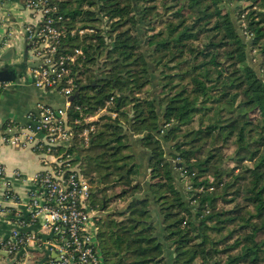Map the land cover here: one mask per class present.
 I'll use <instances>...</instances> for the list:
<instances>
[{"label":"trees","instance_id":"16d2710c","mask_svg":"<svg viewBox=\"0 0 264 264\" xmlns=\"http://www.w3.org/2000/svg\"><path fill=\"white\" fill-rule=\"evenodd\" d=\"M48 4L67 31L58 53L81 51L69 67L74 137L53 154L72 157L87 209L106 213L95 220L102 263L264 264V0ZM83 29L93 32L70 35ZM129 131L148 156L142 198Z\"/></svg>","mask_w":264,"mask_h":264},{"label":"built area","instance_id":"2783aa9c","mask_svg":"<svg viewBox=\"0 0 264 264\" xmlns=\"http://www.w3.org/2000/svg\"><path fill=\"white\" fill-rule=\"evenodd\" d=\"M22 7L41 20L35 25L25 27L29 42L30 55L36 68L29 70L26 77L37 89L58 90L68 98L74 93V82L69 77L70 65L74 63L75 55H81V51L75 49L72 55L62 56L58 52L60 41L67 31L55 25V20L50 13L55 11L50 7L48 0H20ZM60 20V17H58ZM92 30L71 31L70 35L77 32L82 35ZM11 32L7 31L2 45L6 47L11 41ZM71 103L66 100L64 108L53 109L48 106H39V118L32 128H22L18 125L9 126L15 132L6 134L0 132V151L4 146L26 147L33 145L36 149L44 151V154L54 157L55 163L42 172L31 176L21 175L14 171L13 175L20 181L30 184L28 189L29 206L33 215L43 214L42 228H49L60 234V242L56 246L57 259L49 261V264H101L99 250L96 244L97 227L95 223V211L87 209L89 198V183L76 166L71 162L69 155L55 156L56 147H68L73 140V130L68 125L66 109ZM96 116L86 118L87 122L93 121ZM75 124L78 121L74 122ZM90 129H84L82 135L86 137ZM45 164H47L45 162ZM5 168L0 164V211L7 205H15L20 197L6 182ZM11 240V241H9ZM29 240L35 237H26L13 230L10 239L1 243V248H8L15 253ZM3 246V247H2Z\"/></svg>","mask_w":264,"mask_h":264},{"label":"crops","instance_id":"0c3cea01","mask_svg":"<svg viewBox=\"0 0 264 264\" xmlns=\"http://www.w3.org/2000/svg\"><path fill=\"white\" fill-rule=\"evenodd\" d=\"M0 17V67H10L16 72L14 80L0 84V132L12 134L15 131L11 130L7 124L32 128L39 118L40 105L53 109L64 108L67 98H64L58 90L37 89L31 83V79L26 77L32 69L30 66L35 63L30 55L27 33L24 29L28 25L39 23L41 18L25 10L20 0L0 1ZM7 31H12L11 41L4 47L2 41ZM127 134L128 144L139 171L138 182L141 192L136 196L142 198L149 194L148 156L141 147V136L134 135L130 131ZM53 163H55L53 156L44 154V151L36 149L33 145L26 147L7 145L1 148L0 164L5 168L6 182L20 197V201L15 205L7 204L0 211V244L10 239L13 230L36 239V241L29 240L15 253H11L9 258H16L14 264H49V261L56 260L58 257L56 246L60 242V234L49 228H42L43 222L40 220V214L33 215L32 208L29 206L28 189L33 187L13 175L14 171H18L21 175L31 176L46 170ZM119 203L125 204L126 201L124 199ZM120 206L124 205L120 204ZM105 215V212H95L93 217L103 219ZM150 215L155 223L156 236L166 252L168 246L163 240L160 216L156 206L152 203H150ZM94 224L92 219V226ZM2 250L3 248L0 252ZM164 256L168 262L171 261L168 254ZM0 264H5L4 257H1Z\"/></svg>","mask_w":264,"mask_h":264},{"label":"water","instance_id":"95a60500","mask_svg":"<svg viewBox=\"0 0 264 264\" xmlns=\"http://www.w3.org/2000/svg\"><path fill=\"white\" fill-rule=\"evenodd\" d=\"M0 19H1V17H0ZM30 67H32V68L35 67L36 68L37 64H33ZM15 73L16 72L13 69H10V67L9 68L0 67V84L14 80L15 79ZM77 98H78V91H75L73 93V95H71V96H69L67 98V101L68 102H72L74 99H77ZM40 220H41V222L44 223V215L42 213L40 214ZM16 228L17 227H15V229ZM9 241H11V240H9ZM0 249H1V246H0ZM10 255H11V252H9L8 248H3V250L0 252V260H1V257H4L5 264H14V263H16V258L15 259H10L9 258Z\"/></svg>","mask_w":264,"mask_h":264},{"label":"rangeland","instance_id":"374dc122","mask_svg":"<svg viewBox=\"0 0 264 264\" xmlns=\"http://www.w3.org/2000/svg\"><path fill=\"white\" fill-rule=\"evenodd\" d=\"M248 3L249 2H245V4H242L243 5V7H245V6H247L248 5ZM245 5V6H244ZM177 7H178V5H177ZM186 12V11H185ZM162 27V25H160L159 27L158 26H156V28L155 29H159V28H161ZM83 30H89V29H83ZM91 30V29H90ZM93 32V31H92ZM92 32H84L85 34H87V33H92ZM246 40H248V39H246ZM252 63H253V65L256 67V62H255V60H252ZM186 68V66L183 68V70ZM171 73H174V71H170ZM156 79H157V75L155 74V73H151V80L155 83L156 82ZM148 92H150V94L152 93V89H151V87H147V93ZM165 91L163 90V89H157V90H153V93H154V98H156V97H162V95H163V93H164ZM149 94V93H148ZM151 98H152V96H151ZM155 100V99H154ZM156 102V101H155ZM157 103V102H156ZM113 104L114 103H112V101H111V99L108 101V103L106 104V106L103 108V110L101 111V113H104V111L108 108V107H112L113 106ZM112 115V117H114L115 115L112 113L111 114ZM96 118H97V116H96ZM142 138V137H141ZM168 145L167 144H165V147H167ZM178 165V164H177ZM182 185H185V184H182ZM182 185L180 184V187L182 188ZM137 194V193H136ZM135 194V195H136ZM110 195V194H109ZM89 199V198H88ZM127 199H128V196L127 197H125V201H127ZM120 205V204H119ZM152 220V219H151ZM234 239V238H233Z\"/></svg>","mask_w":264,"mask_h":264}]
</instances>
